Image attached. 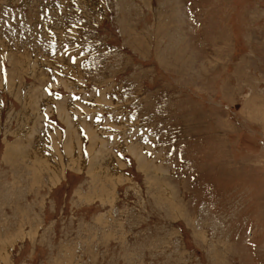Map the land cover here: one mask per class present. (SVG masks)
<instances>
[{
	"label": "rangeland",
	"instance_id": "rangeland-1",
	"mask_svg": "<svg viewBox=\"0 0 264 264\" xmlns=\"http://www.w3.org/2000/svg\"><path fill=\"white\" fill-rule=\"evenodd\" d=\"M0 264H264V0H0Z\"/></svg>",
	"mask_w": 264,
	"mask_h": 264
},
{
	"label": "bare ground",
	"instance_id": "bare-ground-1",
	"mask_svg": "<svg viewBox=\"0 0 264 264\" xmlns=\"http://www.w3.org/2000/svg\"><path fill=\"white\" fill-rule=\"evenodd\" d=\"M43 138V137H42ZM42 140V139H41ZM21 151V150H20ZM43 156V155H42ZM43 159V158H42ZM44 161V162H43ZM42 161V166H45L47 169H50L51 170V165L46 161V160H43ZM55 166V165H54ZM20 169V168H19ZM19 180V179H18Z\"/></svg>",
	"mask_w": 264,
	"mask_h": 264
}]
</instances>
